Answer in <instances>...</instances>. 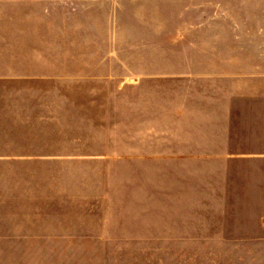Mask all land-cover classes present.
Instances as JSON below:
<instances>
[{"label": "crops", "instance_id": "0c3cea01", "mask_svg": "<svg viewBox=\"0 0 264 264\" xmlns=\"http://www.w3.org/2000/svg\"><path fill=\"white\" fill-rule=\"evenodd\" d=\"M179 1L186 9L178 33L165 38L161 65L149 58L129 66L122 50L106 48L102 57L79 49L68 61L27 63V73L7 67L0 194H69L59 177L48 190L39 170L18 168L107 164L120 161L118 153L107 158L109 143L119 152L132 142L134 161L166 168V201H259L256 214L244 213L254 222L247 218L242 239L260 248L264 264V190H197L207 176L240 175L237 168L245 182L264 184V14L256 12L264 0ZM124 114L132 139L124 137Z\"/></svg>", "mask_w": 264, "mask_h": 264}, {"label": "rangeland", "instance_id": "374dc122", "mask_svg": "<svg viewBox=\"0 0 264 264\" xmlns=\"http://www.w3.org/2000/svg\"><path fill=\"white\" fill-rule=\"evenodd\" d=\"M185 9L179 0H0V94L7 67L27 73V63L68 61V52L79 49L102 57L106 48H118L129 66L149 58L161 65L165 38L178 33ZM128 117L123 132L132 139ZM108 146L107 158L118 153L120 161L18 168L39 170L48 190L59 177L69 194H0V264H261L260 248L243 247L242 239L247 218L254 222L244 213L256 214L259 201L214 198L180 207L166 201L163 165L134 161L132 142L119 152ZM5 169L0 166L1 190ZM241 174L229 181L207 176L198 194H261L264 184L247 183Z\"/></svg>", "mask_w": 264, "mask_h": 264}]
</instances>
